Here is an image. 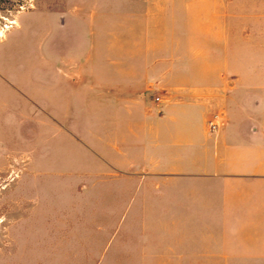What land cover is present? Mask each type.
Masks as SVG:
<instances>
[{
	"label": "rangeland",
	"instance_id": "obj_1",
	"mask_svg": "<svg viewBox=\"0 0 264 264\" xmlns=\"http://www.w3.org/2000/svg\"><path fill=\"white\" fill-rule=\"evenodd\" d=\"M104 3L106 14H59ZM63 20L91 30L60 31ZM214 25L218 37L205 38L202 29ZM234 40L241 54L248 43L264 45V0H0V264H182V257L120 255L106 192L71 174L106 167V137L117 129L106 127V93L93 95L81 81L88 73L142 72L154 86L137 98L157 109L198 85L200 57H222L219 69L228 70ZM58 72L78 81V111H56L53 95L46 109L37 95L25 97L27 106L6 103L14 100L7 91L37 90L43 75L49 87ZM110 98L115 107L124 99Z\"/></svg>",
	"mask_w": 264,
	"mask_h": 264
},
{
	"label": "crops",
	"instance_id": "obj_2",
	"mask_svg": "<svg viewBox=\"0 0 264 264\" xmlns=\"http://www.w3.org/2000/svg\"><path fill=\"white\" fill-rule=\"evenodd\" d=\"M104 9L106 3L63 8L59 14L94 16L106 14ZM61 24L60 31L91 30L71 20ZM202 31L205 38L218 37L216 25ZM238 47V40L231 42L228 70L219 69L222 57H200L198 85L184 87L183 100L157 109L137 98L154 86L142 72H123L118 79L83 76L81 84L88 82L91 94L106 93V127L117 129L106 137L112 150L106 167L71 174L106 192V207L116 211L110 222L118 218L120 255L182 257V264H264V45L248 43L246 54ZM61 48L56 44L54 53ZM93 58L88 49L85 59ZM62 72L49 87L43 75L37 90L7 91L14 100L6 103L27 106L25 97L37 95L46 109L47 96L53 95L56 111H78L73 88L79 83ZM112 96L124 99L115 107ZM218 110L222 123L209 133L206 119ZM40 121L45 125L47 119Z\"/></svg>",
	"mask_w": 264,
	"mask_h": 264
},
{
	"label": "built area",
	"instance_id": "obj_3",
	"mask_svg": "<svg viewBox=\"0 0 264 264\" xmlns=\"http://www.w3.org/2000/svg\"><path fill=\"white\" fill-rule=\"evenodd\" d=\"M156 99H159V96H156ZM223 120V113L222 111H213L208 118L206 119V130L209 133H212L220 127Z\"/></svg>",
	"mask_w": 264,
	"mask_h": 264
}]
</instances>
